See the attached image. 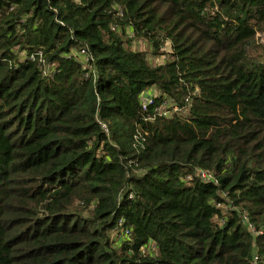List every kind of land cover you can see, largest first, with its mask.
<instances>
[{
    "label": "trees",
    "instance_id": "16d2710c",
    "mask_svg": "<svg viewBox=\"0 0 264 264\" xmlns=\"http://www.w3.org/2000/svg\"><path fill=\"white\" fill-rule=\"evenodd\" d=\"M0 264H264V0H0Z\"/></svg>",
    "mask_w": 264,
    "mask_h": 264
},
{
    "label": "built area",
    "instance_id": "2783aa9c",
    "mask_svg": "<svg viewBox=\"0 0 264 264\" xmlns=\"http://www.w3.org/2000/svg\"><path fill=\"white\" fill-rule=\"evenodd\" d=\"M185 101H187V100H185ZM151 103H152L151 99L147 96V98H144V100H143V103L141 105V109L144 110L147 106L151 105ZM163 104H161V106H159V107L154 108V112L158 115L163 116V117H167L170 114L169 111H167L168 105L167 104L163 105ZM172 112L179 113L180 111L174 107L172 109ZM196 175L198 176L199 179L204 180V181L211 179L209 174H206L204 172H198ZM185 179L188 180L189 177L187 176V177H185Z\"/></svg>",
    "mask_w": 264,
    "mask_h": 264
},
{
    "label": "rangeland",
    "instance_id": "374dc122",
    "mask_svg": "<svg viewBox=\"0 0 264 264\" xmlns=\"http://www.w3.org/2000/svg\"><path fill=\"white\" fill-rule=\"evenodd\" d=\"M134 49L136 48V50H139V51H148V49H147V47L143 44V43H141V45H134V47H133ZM147 59L150 61L151 59L149 58V57H147ZM158 60L157 58L156 59H153V60H151V62H156V61Z\"/></svg>",
    "mask_w": 264,
    "mask_h": 264
},
{
    "label": "water",
    "instance_id": "95a60500",
    "mask_svg": "<svg viewBox=\"0 0 264 264\" xmlns=\"http://www.w3.org/2000/svg\"><path fill=\"white\" fill-rule=\"evenodd\" d=\"M143 98H147V96L145 95V94H143V96H142Z\"/></svg>",
    "mask_w": 264,
    "mask_h": 264
}]
</instances>
